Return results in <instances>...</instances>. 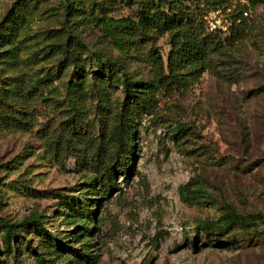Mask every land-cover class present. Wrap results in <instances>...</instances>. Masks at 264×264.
Here are the masks:
<instances>
[{
  "label": "rangeland",
  "instance_id": "374dc122",
  "mask_svg": "<svg viewBox=\"0 0 264 264\" xmlns=\"http://www.w3.org/2000/svg\"><path fill=\"white\" fill-rule=\"evenodd\" d=\"M14 1L0 0V22ZM68 1L71 10L67 0H33L15 41L0 46V81L20 86L9 111L26 121L0 117V216L40 213L53 237L26 226L7 250L0 226V264H264V2L229 1L248 11L238 38L209 51L202 71L179 65L183 85L160 87L154 111L136 116L120 171L117 161L92 165L91 143L124 93L91 53L151 79L168 33L111 34L136 19L138 0ZM69 35L86 47L71 42L79 60L62 63L54 44ZM227 203L262 217L203 227Z\"/></svg>",
  "mask_w": 264,
  "mask_h": 264
},
{
  "label": "trees",
  "instance_id": "16d2710c",
  "mask_svg": "<svg viewBox=\"0 0 264 264\" xmlns=\"http://www.w3.org/2000/svg\"><path fill=\"white\" fill-rule=\"evenodd\" d=\"M33 0H15L13 7L5 14V21L0 22V46L3 42L11 45L17 38L18 19L24 9L31 6ZM230 0H198L192 6L188 3L179 2L178 0H138L135 1L139 5V13L136 19L126 17L120 20V24L113 29L114 37L121 35H133L138 31L140 36L151 34L168 33L170 48L164 60L160 53H154L153 56L158 60L157 67L154 70L155 77L151 79L133 78L128 72L121 71L117 62L103 54L93 52V58L99 63L98 67L103 74H111L117 77L120 82L124 98L120 103L119 110L116 113L115 120L100 132V137L91 143V159L93 167L98 169V166L109 170L112 166V161L121 163L120 171H123L129 159L120 160L121 155L126 158L133 147V135L135 128V118L140 113H152L156 105V92L160 87L168 89L174 88L175 85L181 84V73L178 68L182 63L194 66L192 73L202 71L205 68L204 60L208 56L209 51H214L222 41L235 40L246 23L247 17H243L239 22H236L239 12L245 9L239 3L231 5ZM251 4L264 2V0H247ZM193 2V1H191ZM232 7L233 23L228 27L227 31L221 29H207V23L204 18L207 11L213 9H226ZM73 6L67 0L65 9H72ZM5 22V23H2ZM224 35V37H221ZM66 44L57 43L56 50L61 54L60 61L62 63H71L79 60L76 52L71 51L74 46L70 43L74 42L82 50L86 47L81 40L71 35L68 36ZM5 45V44H4ZM64 45V46H63ZM69 48V49H68ZM11 50V48L9 49ZM80 54V53H79ZM0 55H5L0 52ZM4 56V57H5ZM155 60V61H156ZM113 73V74H112ZM0 81V117L5 124L19 125L26 123L21 117H15L9 111L14 97L19 93L20 86L8 88ZM112 168V167H111ZM186 186H181L184 189ZM80 203V208L83 204ZM224 212L216 219L203 220V227L210 228L218 226L226 228L232 224H248L255 223L256 219L262 217L261 213H242L237 211L230 204L224 205ZM80 209H78L79 211ZM84 212L81 208L78 213L80 218ZM42 214L30 213L19 221H11L3 216H0V226L2 230V244L5 249L12 246L11 240L16 239L19 232L26 226L41 228L48 237L52 235L45 230L42 222ZM53 238V237H52ZM55 239V238H54Z\"/></svg>",
  "mask_w": 264,
  "mask_h": 264
},
{
  "label": "built area",
  "instance_id": "2783aa9c",
  "mask_svg": "<svg viewBox=\"0 0 264 264\" xmlns=\"http://www.w3.org/2000/svg\"><path fill=\"white\" fill-rule=\"evenodd\" d=\"M248 11L242 9L239 12L238 17H236V22H239L241 18L247 17ZM224 17V18H223ZM208 20V26L211 30L221 29L222 31H227L228 27L233 23L234 18L232 17V7H227L226 9H215L212 11Z\"/></svg>",
  "mask_w": 264,
  "mask_h": 264
}]
</instances>
